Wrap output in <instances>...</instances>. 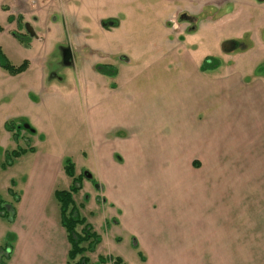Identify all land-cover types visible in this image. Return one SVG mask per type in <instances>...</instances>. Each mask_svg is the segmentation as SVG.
Masks as SVG:
<instances>
[{"label":"rangeland","instance_id":"374dc122","mask_svg":"<svg viewBox=\"0 0 264 264\" xmlns=\"http://www.w3.org/2000/svg\"><path fill=\"white\" fill-rule=\"evenodd\" d=\"M18 1L0 0V49L10 64L29 62L25 72L8 80L0 69V212H5L0 214V250L15 245V212L19 219L33 212L24 204L17 208L18 197L26 204L41 200L36 208L60 219L54 190L77 185L73 198L80 212L87 221L101 223L102 243L86 252L89 264H114L116 257L125 264H215L217 233H236L238 227L241 234L250 233L249 241L238 240L237 248L245 252L240 264H258L264 252V86L257 83H264V2L233 0L228 9L208 14L199 24L201 32L179 42L173 36L185 25L174 35L169 25L177 0H53L35 6ZM179 4L189 9L199 0ZM107 21L119 26L101 24ZM26 24L31 27L27 33ZM234 38L245 43L242 49L223 52L221 43ZM65 50L72 55L69 64L63 60ZM111 68L118 90L110 99V80L97 72ZM109 103L152 107L161 120L167 112L174 115L176 126L165 135L174 133L178 153L182 140L194 144L187 127L201 125V141H207L201 148L194 145L191 153L201 158L202 168L187 175L206 177L201 199L175 190L170 199L180 207L176 215L159 219L148 208V203L159 206L150 183L138 187L136 176L127 181L122 169L106 159V140L114 137L105 132ZM113 159L117 162L118 154ZM66 161L74 166L76 184L64 172ZM186 162L182 155L155 161L164 171ZM43 167L50 172L48 179L42 180L39 171L31 179ZM232 174L246 197H241L239 218L225 192L230 194ZM222 189L224 197L217 201ZM156 220L160 234L188 233L179 242L189 244L191 254L150 256L143 251L150 221Z\"/></svg>","mask_w":264,"mask_h":264},{"label":"crops","instance_id":"0c3cea01","mask_svg":"<svg viewBox=\"0 0 264 264\" xmlns=\"http://www.w3.org/2000/svg\"><path fill=\"white\" fill-rule=\"evenodd\" d=\"M117 25L119 26V24ZM262 48H264V46ZM238 56L239 55L234 56L231 59H236ZM108 79L110 80L108 94L111 99L116 94V90H118V86L115 84L117 78L115 75ZM257 83L264 86L261 79H259ZM236 84H239V82L237 81ZM104 112L105 132L106 134H112L114 136L106 140V147L110 153L108 155L109 158L106 159L111 161L114 167L116 166L122 169L127 181L131 180L133 176H136V184L138 187L140 183L141 185L144 184V182L150 183L148 184L150 186L149 190L150 192L158 194V196L155 197V201L159 206L156 208L155 205L151 206L149 203L147 206L149 209L156 211L159 219L161 216L167 217L177 214L175 208L180 207L178 205H172L170 199V193L175 192V190L186 193L187 196L191 198H195L197 195L200 199L202 198L203 190L206 192L207 189L206 177L204 179L195 175L193 178L187 177L191 172H199L202 168L201 158L191 153L192 150L195 149V146L201 148L207 141V138L206 141H201L203 129L200 124L187 127L188 134L193 135L189 140L191 142L194 141V144L187 140H182L181 144L183 147L179 149V154L176 150L174 139L172 138L174 133L172 136L165 135L166 129L168 130L171 127L173 132L176 126L175 117L169 112L166 111L167 113L164 114V120H161L156 110L152 107H144L142 105L127 106L123 104L114 105L112 103L105 104ZM193 115V112H190V116ZM171 119H173V121H171ZM118 132H124L126 136H116ZM206 132L208 133V131ZM114 154H118L119 160L117 162L113 159ZM178 155H182L185 161H190L189 164L187 165V162L179 166L174 164L171 170L164 171L163 167H158L159 165L155 163L158 159L175 160ZM38 171L40 177L42 176L43 178L42 180L48 179L50 176L49 170L43 167L41 170H34L30 175L31 179H33V176L36 175ZM221 172L222 170L220 174ZM213 176L216 177L214 180L216 185H218L217 178L219 175L217 169H215ZM209 187H214L213 183H211ZM225 192L227 197L230 195L233 209L235 204L239 218L241 197L245 199L246 197L245 195H241V186L238 176L236 178L234 174H232L230 194L229 189H226ZM223 197L224 191L222 189L221 193H216V200L219 201ZM22 201V197L17 198V208H20L22 204H24L25 206L33 207V212L30 211V215L26 214L25 217L21 219H19V212H15L13 215L14 228L12 230L16 234V242L14 247H9L6 252L0 250V261H3L5 264H67L69 242L66 230L61 225L60 219L44 216L41 210L36 208L37 205L41 204V200L37 201L35 199L27 204ZM173 209L174 212H172ZM201 211L202 210H200V212ZM199 215L200 214L197 216L201 218ZM194 219L197 220V217H194ZM91 220L92 222H87L91 225L93 231L100 237V243L97 245V247H99L102 243V237L99 234L101 223L93 219ZM190 221H193V219H190ZM205 221H207V219H205ZM150 222L151 226L148 236L141 247L148 255L184 256L185 254H191L189 244H181L179 242L183 240L188 233L160 234L158 231L159 229L155 227V224H158L160 221L156 220ZM199 224H202V222L199 221ZM191 234L190 235L195 238L200 237L199 232H192ZM251 234L253 236L252 246L254 247L255 232ZM248 237H250V233L241 234L239 227L236 233L234 231H220V233H217L219 242L216 247V255L218 257L215 256V264H240V256L245 252H241L240 249L237 248L238 240L239 243L241 238L249 241ZM194 246L196 247V244L193 243V247ZM255 254L257 255L255 248H253L252 255ZM258 255L260 256L258 264H264V252Z\"/></svg>","mask_w":264,"mask_h":264},{"label":"flooded vegetation","instance_id":"af4514ba","mask_svg":"<svg viewBox=\"0 0 264 264\" xmlns=\"http://www.w3.org/2000/svg\"><path fill=\"white\" fill-rule=\"evenodd\" d=\"M39 1L44 2L42 0H37L33 3L31 2V0H19L18 2L22 5L24 4V6H26V5L27 6H35ZM56 1L60 2V4H61V2H63V0H56ZM171 1L175 2L176 0H171ZM177 1L180 2V0H177ZM232 1L233 0H224V2H222L223 5H220L219 0H199L198 5L195 4L194 6H192L189 9L185 6L181 7L179 2H178V4L175 6L176 9L173 10V13L171 15L172 17H170L169 25L173 29V35H174V31H176L177 28L182 27V25H185V26L182 27L181 33L178 36L177 35L173 36L174 40L179 41V42H184L187 39V37H189L192 33L201 32L202 29L201 30L199 29L200 22L204 18H206L208 16V14H211V16H214L215 13H217V11L228 9L230 7V4L232 3ZM254 1H258L260 3L264 2V0H254ZM44 3H48V2H44ZM252 10L256 11V10H260V9L256 8V7H252ZM263 11H264V9H263ZM16 12H15V14H16ZM8 20H10V19H8ZM12 21L13 20H11L10 22H12ZM112 22L114 24L113 26L117 25V24L115 25L114 21H112ZM21 23H23V22H19V24H21ZM106 23H108V21L107 22H101L102 25H105ZM107 29L108 28H106V30ZM1 30H3L2 27H1L0 31ZM25 31H26V33H27V31L28 32L31 31V27H29V25H27V24H26V30ZM27 35H29V34H27ZM232 40L235 41V46L233 49H236V50L242 49L243 45L245 44L242 40L239 41V38H234ZM221 50H222V47H221ZM223 52H225V51H223ZM71 56L72 55H71L70 50H65L64 55H63L64 62L67 64L71 63L72 62ZM209 58L210 57L206 56V58L204 60H208ZM68 60H69V62H68ZM4 65H8L9 68L7 66H4ZM107 65L110 66V64L105 63V66H106L105 68H107ZM218 66H220V65H218ZM28 68H29L28 59H26V58L23 59V61L20 63V65L15 66V65L9 63L6 56L4 55L2 50L0 49V69L3 70L8 75L6 80L25 72ZM109 71L110 72H99L98 71L97 73H99L102 77H107V79L110 78L111 76L113 77L116 75V71H114L112 68ZM24 126L26 128L28 127L27 124H24ZM7 127H10V125L7 124ZM10 129H11V127H10ZM30 131L33 133L32 129ZM85 177H87L88 179L90 178V176L87 173H85ZM78 190L72 193V198H73V194L74 193L76 194L78 192ZM73 201H74V198H73ZM74 203H75V201H74ZM75 206L77 207L80 216H82L86 220V218L82 215V213L79 210L80 207H78L76 203H75ZM86 222H87V220H86Z\"/></svg>","mask_w":264,"mask_h":264},{"label":"trees","instance_id":"16d2710c","mask_svg":"<svg viewBox=\"0 0 264 264\" xmlns=\"http://www.w3.org/2000/svg\"><path fill=\"white\" fill-rule=\"evenodd\" d=\"M1 29V27H0ZM9 68L8 65H4ZM10 130V127H7ZM19 150V151H23ZM25 151V150H24ZM18 154V151H15ZM65 174L73 178V184H76L74 178V166L70 161L64 163ZM80 187L72 185L69 189H56L54 190V196L59 204V216L60 223L64 227L67 233V239L69 242V250L67 253V264H89L87 251L95 249L100 243V237L93 228L86 222V220L80 216L77 207L72 198V193L77 191ZM1 211V207H0ZM4 215L5 212H0ZM114 264H125L120 257H116L112 260ZM0 264H5L0 261Z\"/></svg>","mask_w":264,"mask_h":264},{"label":"water","instance_id":"95a60500","mask_svg":"<svg viewBox=\"0 0 264 264\" xmlns=\"http://www.w3.org/2000/svg\"><path fill=\"white\" fill-rule=\"evenodd\" d=\"M108 24L109 25H113V22L112 21H108ZM235 46V41L230 39V40H225L222 42L221 44V47H222V50L225 51V52H229L230 50H232Z\"/></svg>","mask_w":264,"mask_h":264},{"label":"built area","instance_id":"2783aa9c","mask_svg":"<svg viewBox=\"0 0 264 264\" xmlns=\"http://www.w3.org/2000/svg\"><path fill=\"white\" fill-rule=\"evenodd\" d=\"M35 1H37V0H31L32 3L35 2ZM42 1H44V2H51L53 0H42Z\"/></svg>","mask_w":264,"mask_h":264}]
</instances>
